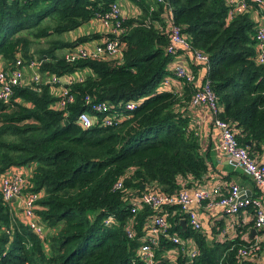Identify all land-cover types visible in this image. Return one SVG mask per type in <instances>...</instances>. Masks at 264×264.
<instances>
[{
	"label": "trees",
	"instance_id": "1",
	"mask_svg": "<svg viewBox=\"0 0 264 264\" xmlns=\"http://www.w3.org/2000/svg\"><path fill=\"white\" fill-rule=\"evenodd\" d=\"M113 1L0 0V56L6 66L19 54L24 61H40L43 75L84 72L81 81L69 85L74 100L64 108L54 105L46 79L22 81L8 101L0 100V173L11 165H34L23 192H39L35 214L44 229L37 233L0 192V264H147L136 251L143 221L156 210L166 213L171 231L194 237L199 253L193 260L178 256L171 261L163 255L172 245L165 240L155 264H253L237 255L238 237L217 239L215 225H209V235L208 225L197 230L187 219L182 226L186 215L178 205L140 210L136 233L127 236L131 190L174 192L182 179L197 183L207 165L188 110L195 87L181 80L179 94L163 82L172 57L165 50L163 4L155 3L150 11L141 0L142 14L123 20L121 59L67 60L57 54L76 41L97 38L96 32L74 40L60 35L106 11ZM167 1L172 20L194 47L208 53V77L223 106L220 116L233 123L238 141L253 152L264 141V65L255 60L257 3L247 0L249 6L228 19L227 0ZM154 20L164 26L156 27ZM35 43L44 45L35 49ZM87 97L140 103L115 125L94 120L83 127L76 115L87 108ZM126 172L124 187L113 190ZM110 214L115 221L105 225Z\"/></svg>",
	"mask_w": 264,
	"mask_h": 264
},
{
	"label": "built area",
	"instance_id": "2",
	"mask_svg": "<svg viewBox=\"0 0 264 264\" xmlns=\"http://www.w3.org/2000/svg\"><path fill=\"white\" fill-rule=\"evenodd\" d=\"M139 2L141 0H134ZM228 1V19L240 13L248 7L247 0H227ZM257 3L255 16L257 17V28L255 30V60L258 64L264 65V1L252 0ZM157 3L163 4L164 12L162 15L163 23L166 26L168 43L166 52L175 56L179 51H185L191 55L192 62L204 69L202 82L195 86L191 95L190 103L196 107L206 110L210 114L212 124L219 132V148L223 151L233 163L245 170L251 177L252 181L260 192L253 195L242 194L238 183H226L218 181L215 185L206 186L198 185L200 180L192 185H187V181L182 179L181 186L174 192L158 190V188H148L140 192L131 190L128 205L131 216L127 219L125 225L126 234L134 237L136 231L135 223L136 213L145 207L161 209L166 205H178L186 215L181 222H186L194 228L201 229L203 224L199 216L198 209L205 205L211 209L220 208L221 212L229 216L232 227H238L242 230V235L238 237L242 243L236 249V253L242 259H249L253 264H264V237L256 231L264 227V161H259L249 148L241 144L236 136V128L230 120L220 116L223 106L219 102L215 91L212 88L211 81L208 77L209 56L202 49L192 45L189 37L182 31L180 25L172 20L171 7L167 0H156ZM154 5L149 7L153 10ZM128 17L123 12L119 2L114 0L109 8L97 13L94 18H99L104 26L101 36L95 42L76 43L74 46L67 48L62 56L67 60H74L80 57H103L108 59H121L125 49V43L120 38L123 32L122 22ZM156 27H163L160 21H153ZM40 61L37 59H24L17 54L15 61L6 67L0 68V100L8 101L13 95L14 87L19 85L26 75V69L29 68V80L31 82H40L46 79L52 86V93L56 96L54 105L64 108L68 103L74 100L73 93L69 90V85L74 81H81L84 72L65 73L57 75L55 73H46L43 75L39 70ZM168 66L171 76H165L163 82L168 90L172 89L173 78L183 80L188 84H193L198 78L196 72L187 65L171 61ZM140 100H129L125 102L111 103L106 100H93L86 98L87 108L80 110L76 115V121L83 127H90L94 120L100 121L103 125H115L119 121L131 116L133 110ZM97 114L93 118V114ZM11 165L4 172L0 173V192L5 201L11 203L15 198H23L22 214L27 223L37 232L43 233L44 229L37 220L35 214L36 202L39 199V192L31 191L24 193L23 189L27 185L29 177L24 176L22 171H16ZM13 168V169H12ZM133 168V167H132ZM132 168L130 170H132ZM128 172L121 174L113 183L112 189L119 190L124 187V178ZM242 213L247 220L238 222V214ZM251 215V219L248 218ZM215 217V216H214ZM115 221V216L110 214L104 219L105 225H111ZM247 221L251 225H244ZM143 232L139 237L141 243L137 247L136 254L147 264L157 263L160 257H157L156 250L160 249L162 241H168L172 245L164 248L163 255L171 261H175L178 256L183 259L193 260L199 253V246L190 235H182L177 231H171V223L166 217V213H149L143 221ZM230 225H217L218 231L215 233L217 239H235L227 238ZM255 230L252 232V230ZM252 234V235H251ZM231 246L230 248H232Z\"/></svg>",
	"mask_w": 264,
	"mask_h": 264
},
{
	"label": "crops",
	"instance_id": "3",
	"mask_svg": "<svg viewBox=\"0 0 264 264\" xmlns=\"http://www.w3.org/2000/svg\"><path fill=\"white\" fill-rule=\"evenodd\" d=\"M123 9V12L127 15L132 16H138L142 14L141 6L139 2H136L134 0H117ZM147 2V4L155 5L156 0H144ZM85 26L77 27L78 29H73L68 32L63 33L60 35V38L65 40H74L78 36L81 35H89L90 33H98L99 36L97 38L93 39H86L83 42H74L76 43H87V40L89 43L95 42V40H98L101 36V32L104 30V26L101 23L99 18H92L91 20L85 22ZM73 45V46H74ZM67 49L63 48L61 53L59 55H62L63 52ZM177 61L181 62L187 66H191L194 68V71L196 72V76L198 75V78L196 77L195 82L192 84L194 87L198 86L199 83L202 82L203 75L205 73L204 69L201 67H198L192 62L191 55L186 53L185 51H179L175 56L172 55L170 62ZM170 64V63H169ZM167 65V69L169 70ZM6 67L5 60L0 56V68ZM29 71L30 69H26V75L23 79V82L29 80ZM171 76V71L166 74V76ZM173 86L170 91L177 92L181 94L183 85L185 84L183 81L179 79L173 78ZM189 115L191 122L193 123L195 127V133L198 136L199 144H200V151L204 155L206 159V165L207 169L204 172V174L200 177L199 186L206 185L211 186L212 184L215 185L216 182H226V183H238L241 188L242 194L246 195H253L260 192V188L255 185V183L252 181L250 175L243 170L242 168L236 166L233 161L229 159V157L221 151L219 148V132L218 129L212 124L210 114L200 108L196 107L192 104L188 106ZM253 154L256 156V158L259 161H264V141H262L259 144V147L253 149ZM33 164H21L14 166L16 171H22L24 173V176L29 177L32 174L33 170ZM181 180H180V186H181ZM22 202L23 198L20 197L15 198L11 202V207L14 213L19 217H24L22 214ZM199 216L202 220L203 225H215L214 230L218 231L217 225H230L228 230L227 238H234V237H240L242 235V230L238 229V227H232L231 223L229 221V216L225 215L221 212L219 206L215 207L214 209H211L205 205H202L199 209ZM215 216V217H214ZM238 222L241 223L243 220H247V217L243 215L242 213L238 214ZM248 218L251 219V215H248ZM26 219V218H25ZM244 225H251L249 221L244 223ZM210 228L208 227V234L210 235ZM253 231V230H252ZM255 231V230H254ZM259 233L264 237V227L256 231V233ZM216 233V232H215ZM252 235V234H251Z\"/></svg>",
	"mask_w": 264,
	"mask_h": 264
},
{
	"label": "rangeland",
	"instance_id": "4",
	"mask_svg": "<svg viewBox=\"0 0 264 264\" xmlns=\"http://www.w3.org/2000/svg\"><path fill=\"white\" fill-rule=\"evenodd\" d=\"M85 25H86L85 23H82L80 26H85ZM76 29H78V28H76ZM43 45H44L43 43H35L33 48L37 49V48H39L40 46H43ZM62 49L63 48L57 49V51H56L57 54H60Z\"/></svg>",
	"mask_w": 264,
	"mask_h": 264
},
{
	"label": "water",
	"instance_id": "5",
	"mask_svg": "<svg viewBox=\"0 0 264 264\" xmlns=\"http://www.w3.org/2000/svg\"><path fill=\"white\" fill-rule=\"evenodd\" d=\"M246 144H250V141H247L246 142ZM182 226H185V223H184V221H182ZM252 232H254V229H253V231Z\"/></svg>",
	"mask_w": 264,
	"mask_h": 264
}]
</instances>
